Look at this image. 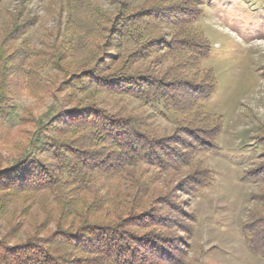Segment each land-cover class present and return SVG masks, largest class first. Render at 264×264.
Instances as JSON below:
<instances>
[{
    "label": "trees",
    "instance_id": "1",
    "mask_svg": "<svg viewBox=\"0 0 264 264\" xmlns=\"http://www.w3.org/2000/svg\"><path fill=\"white\" fill-rule=\"evenodd\" d=\"M150 1L110 21L100 30L104 43L96 40L74 63H66L69 49L18 48L13 24L0 31V149L10 143L12 155L5 166L0 157V264H186L183 252L175 253L181 240L167 235L176 226L187 237L192 233L176 222L184 213L174 191L203 190L208 171L194 168L164 192L152 179L138 178L136 168L181 170L196 154L214 151L219 128L204 103L215 85L184 72L189 60L195 65L208 57L204 42L161 37L190 18L182 24L161 0ZM180 54L186 63L178 59L159 70L157 62ZM137 64L141 68L133 69ZM48 67L63 76L60 106L37 120L18 115L11 99L26 79L30 89L52 90L41 76ZM127 99L150 114L127 111ZM158 118L172 123L170 134L156 128ZM15 125L18 140L11 137ZM257 143L264 158V139ZM245 175L264 183V163ZM242 232L264 260V218H253Z\"/></svg>",
    "mask_w": 264,
    "mask_h": 264
},
{
    "label": "rangeland",
    "instance_id": "2",
    "mask_svg": "<svg viewBox=\"0 0 264 264\" xmlns=\"http://www.w3.org/2000/svg\"><path fill=\"white\" fill-rule=\"evenodd\" d=\"M161 3L160 6L172 9L169 16L180 18V23L190 18V23L180 28L163 29L161 37L197 38L209 47L210 54L195 65H190L191 60L185 54L173 59L166 56L162 64L157 62L159 70L179 59L183 63L188 61L184 70L187 79L214 82L215 92L204 103V110L219 130L214 151L196 154L190 166L159 171L141 165L136 168L137 177L152 179V187L165 192L176 187L194 168L206 169L208 184L203 190L196 194L174 191L175 202L184 213L182 220L175 218L176 222L192 229L189 237L177 226L167 233L181 240L175 253L183 252L186 264H264L250 250L242 232L253 218H264V183L245 175L264 163L257 143V139H264V0H161ZM145 5H149L147 0H0V31L13 24L20 31L18 48L37 53H47L51 46L69 49L72 56L66 63H74L96 40L104 43L100 30L108 29L110 21L128 9L134 12ZM139 68L140 64L133 66ZM41 73L45 84L52 83L48 84L52 90L30 89L26 79L27 84L11 99L18 115L31 114L37 120L60 106L65 95L61 93L62 74L49 67ZM104 105L113 111L112 103ZM123 105L129 112L150 114L132 100H124ZM153 122L165 135L174 129L171 122L159 118ZM11 132V137L18 140L16 125ZM10 145L6 143L0 149L2 166L11 159ZM37 210L36 205L32 212ZM2 226L1 221L0 232L4 233Z\"/></svg>",
    "mask_w": 264,
    "mask_h": 264
}]
</instances>
